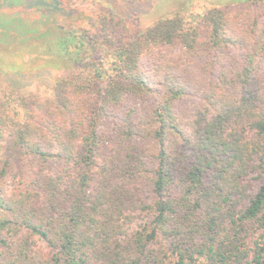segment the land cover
Segmentation results:
<instances>
[{"label":"trees","instance_id":"trees-1","mask_svg":"<svg viewBox=\"0 0 264 264\" xmlns=\"http://www.w3.org/2000/svg\"><path fill=\"white\" fill-rule=\"evenodd\" d=\"M94 23L49 99L0 101V264H264V0Z\"/></svg>","mask_w":264,"mask_h":264},{"label":"rangeland","instance_id":"rangeland-1","mask_svg":"<svg viewBox=\"0 0 264 264\" xmlns=\"http://www.w3.org/2000/svg\"><path fill=\"white\" fill-rule=\"evenodd\" d=\"M3 1L14 8L0 7V101L6 94L16 104L19 95L35 94L41 100L50 98L55 81L70 70V64L64 61L68 56L62 52L65 44L70 43L66 32L71 29L94 32L92 26L99 15L122 19L130 38H134L157 21L176 14L186 24L196 25L211 9L232 7L242 0ZM246 13L252 21L258 20L253 17L255 10ZM86 48L95 49L93 43ZM160 53L167 57L180 54L177 48H166ZM149 61L150 56L143 59L144 63ZM192 102V97H185L180 103L177 108L180 117H185ZM182 126L186 129V121ZM262 181H252L251 197Z\"/></svg>","mask_w":264,"mask_h":264}]
</instances>
